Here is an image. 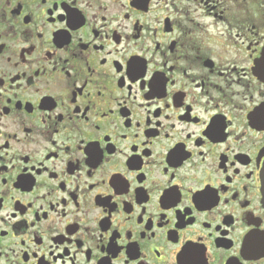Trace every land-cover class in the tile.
Wrapping results in <instances>:
<instances>
[{
  "label": "flooded vegetation",
  "instance_id": "flooded-vegetation-1",
  "mask_svg": "<svg viewBox=\"0 0 264 264\" xmlns=\"http://www.w3.org/2000/svg\"><path fill=\"white\" fill-rule=\"evenodd\" d=\"M0 264H264V0H0Z\"/></svg>",
  "mask_w": 264,
  "mask_h": 264
}]
</instances>
